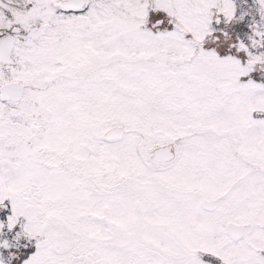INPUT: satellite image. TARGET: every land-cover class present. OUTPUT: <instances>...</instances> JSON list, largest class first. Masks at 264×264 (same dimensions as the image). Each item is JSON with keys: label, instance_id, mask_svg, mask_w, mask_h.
I'll use <instances>...</instances> for the list:
<instances>
[{"label": "snow or ice", "instance_id": "snow-or-ice-1", "mask_svg": "<svg viewBox=\"0 0 264 264\" xmlns=\"http://www.w3.org/2000/svg\"><path fill=\"white\" fill-rule=\"evenodd\" d=\"M0 264H264V0H0Z\"/></svg>", "mask_w": 264, "mask_h": 264}]
</instances>
